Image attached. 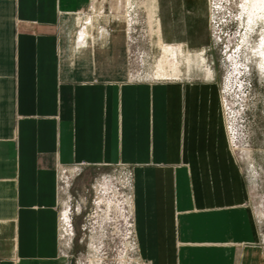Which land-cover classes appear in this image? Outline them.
Returning <instances> with one entry per match:
<instances>
[{
	"label": "crops",
	"instance_id": "1",
	"mask_svg": "<svg viewBox=\"0 0 264 264\" xmlns=\"http://www.w3.org/2000/svg\"><path fill=\"white\" fill-rule=\"evenodd\" d=\"M147 4L153 47L172 50L153 80L131 77L145 63L129 53L124 0H0V264H67L61 170L120 166L132 171L143 264H264L224 129L207 1ZM92 6L100 17L74 46Z\"/></svg>",
	"mask_w": 264,
	"mask_h": 264
},
{
	"label": "rangeland",
	"instance_id": "2",
	"mask_svg": "<svg viewBox=\"0 0 264 264\" xmlns=\"http://www.w3.org/2000/svg\"><path fill=\"white\" fill-rule=\"evenodd\" d=\"M209 4L204 10L206 33L219 72L224 129L246 185L245 205L256 229L257 245L264 254V74L251 50H259L263 32L260 26L246 32L245 18H240L234 0H209ZM136 9L142 20L140 43L138 39L141 52L133 34L132 42L145 70L132 72L137 71V79L153 80L157 51L145 24L147 14L143 7L137 5ZM204 57L205 61L198 64L209 68L206 50ZM131 180V169L121 166L61 170V252L67 264H143L132 240L122 245L120 220L113 216L106 219L109 193L103 189L117 187L116 195L125 208L133 203Z\"/></svg>",
	"mask_w": 264,
	"mask_h": 264
},
{
	"label": "bare ground",
	"instance_id": "3",
	"mask_svg": "<svg viewBox=\"0 0 264 264\" xmlns=\"http://www.w3.org/2000/svg\"><path fill=\"white\" fill-rule=\"evenodd\" d=\"M207 1H208V5H210L209 0H207ZM234 1H235V6L238 8L240 18L241 19L245 18L246 28H247L246 32L247 33L251 32L253 30V28H255L257 26H260V29H261L260 32H263V34L261 35L260 46L258 45L259 50H256V48H252L251 50H252V53H254V55H256L259 58V61H258L259 69L264 74V0H234ZM134 4L136 7L138 5L140 7H143V9L145 10V13L147 14L145 17V24L147 26V29L150 31V34L153 35L152 29H151V26L149 23L150 14H149V8H148L147 0H124V6H125L126 11L123 15L122 20H123L124 27H126L127 31H129L128 47H129V53L131 55V58H135L134 57L135 55H139L137 53V51H135L137 48L132 42V34H133V32H135L134 27L138 24V19H139V23H142V20L140 19L139 15L137 13H135V14L133 13V5ZM91 9H92V13H87L88 17H90V18L92 17L91 19L90 18L86 19L84 24H78L77 25L78 28L73 26L74 29H73V33L71 34V37H72L71 41H72V44L74 46H81L82 44L84 45L85 40L82 38V35L80 36V31L83 32L85 25L90 26L91 22H92V26H93V21H96L97 18L100 17V13L95 11V6H92ZM114 14H116V13H114ZM133 17H135V18H133ZM75 22H77V20H75ZM74 37H76V39H74ZM158 44L161 47V49H159L157 51V59H156V64H155L156 73L151 74L152 79H155L156 77L157 78H163V76H164V62H165L164 57L166 56V54L172 53L170 46L163 45L161 42H158ZM152 46L156 47L155 42ZM135 75H137V71L131 73V77L134 78ZM116 188L117 187L111 185L109 188L107 187V188L103 189V191L105 193H109L108 198H106L107 199L106 203L108 205L106 208V213L108 214L106 216V219L110 220L109 217L113 216V219L120 220L119 221V223H120L119 224V232L123 236L121 238L122 245L126 244V242L128 240H132V243H133L132 246L135 247L136 242H135L134 223H133V219H134V217H133V206H132L133 203H130V205L127 204L126 207L124 208L122 205V201L116 195V193H117ZM64 219H66V217ZM66 222H67V224H69V227H70L69 220H66Z\"/></svg>",
	"mask_w": 264,
	"mask_h": 264
}]
</instances>
